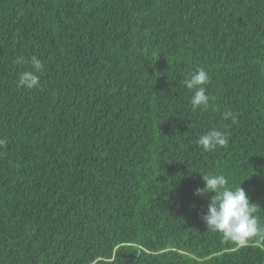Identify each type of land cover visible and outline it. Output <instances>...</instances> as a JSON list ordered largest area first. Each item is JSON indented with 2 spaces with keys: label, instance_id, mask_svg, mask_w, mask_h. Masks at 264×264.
<instances>
[{
  "label": "trees",
  "instance_id": "1",
  "mask_svg": "<svg viewBox=\"0 0 264 264\" xmlns=\"http://www.w3.org/2000/svg\"><path fill=\"white\" fill-rule=\"evenodd\" d=\"M0 139V264H264L193 195L223 174L264 227V0H0Z\"/></svg>",
  "mask_w": 264,
  "mask_h": 264
},
{
  "label": "clouds",
  "instance_id": "2",
  "mask_svg": "<svg viewBox=\"0 0 264 264\" xmlns=\"http://www.w3.org/2000/svg\"><path fill=\"white\" fill-rule=\"evenodd\" d=\"M17 65L25 63L30 67L19 74V86L26 89H34L40 85V75L44 69L43 62L32 56L30 60L20 56L16 59ZM209 75L205 69L199 68L183 80V84L192 93L190 104L193 109L207 108L210 97L207 94L206 85ZM224 118L235 121V115L231 111L224 113ZM226 132L212 128L200 135L196 144L205 152L224 147L228 144ZM6 144V140L0 139V147ZM203 187H198L193 195L207 199V210L200 219L207 229L220 232L225 239L237 241L240 245H246L252 238H256L257 244L264 243V227L258 223L255 215L257 209L250 202L245 189L239 185L235 188L229 185L228 179L223 174H204Z\"/></svg>",
  "mask_w": 264,
  "mask_h": 264
}]
</instances>
